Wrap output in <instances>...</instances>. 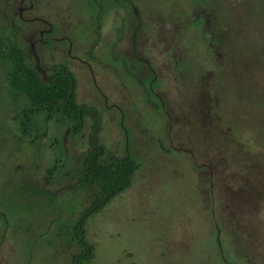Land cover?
<instances>
[{
    "label": "rangeland",
    "instance_id": "rangeland-1",
    "mask_svg": "<svg viewBox=\"0 0 264 264\" xmlns=\"http://www.w3.org/2000/svg\"><path fill=\"white\" fill-rule=\"evenodd\" d=\"M132 1L145 24L110 4L98 37L105 1L23 0L20 16L0 0V264H69L62 229L92 193L78 173L90 118L78 136L39 118L27 137L12 118L26 98L7 90L5 54H30V38L41 69L72 70L107 153L139 163L88 219L86 264H264V0Z\"/></svg>",
    "mask_w": 264,
    "mask_h": 264
},
{
    "label": "trees",
    "instance_id": "trees-1",
    "mask_svg": "<svg viewBox=\"0 0 264 264\" xmlns=\"http://www.w3.org/2000/svg\"><path fill=\"white\" fill-rule=\"evenodd\" d=\"M102 12L96 17L97 34ZM5 58L9 63L5 74L7 90L14 102L22 97L26 98V103L23 106L17 105L12 116L21 135H34L38 119L43 118L45 122L66 121L70 133L78 136L86 126V118H90L88 146L78 173L82 185L92 189V193L89 203L83 207L74 223L62 229L77 246V251L70 256L69 264H86L94 257L95 249L87 236L88 219L131 186L139 163L128 150L121 157H113L107 153L99 140L101 114L97 108L77 102V79L66 64L56 63L43 74L29 63L25 51L15 45L9 46ZM262 165L258 164L260 167ZM57 167L54 163L47 169V182L53 177Z\"/></svg>",
    "mask_w": 264,
    "mask_h": 264
},
{
    "label": "flooded vegetation",
    "instance_id": "flooded-vegetation-1",
    "mask_svg": "<svg viewBox=\"0 0 264 264\" xmlns=\"http://www.w3.org/2000/svg\"><path fill=\"white\" fill-rule=\"evenodd\" d=\"M101 1H105V6H103L102 8H101V10L102 11H104L106 8H108V5H118V4H120L121 5V7H124V8H126L127 9V11H128V8L129 7H131L132 9H131V13H129V11L128 12H126V16H127V18H129L131 21H132V23L134 24V26H138V27H142L144 24H145V21H146V15H145V11L143 12V11H140V9H139V7H138V5L136 4V3H133V1L132 0H101ZM22 2H23V0H19V7H18V11H19V15L21 16L22 15V13H21V10H22V8H23V5H22ZM117 2V3H116ZM106 12V11H105ZM104 12V13H105ZM102 18V17H101ZM142 18H143V20H142ZM101 20V19H100ZM145 20V21H144ZM205 23H206V20H205ZM101 26V25H100ZM99 30H100V27H99ZM44 32H46V33H44ZM95 32H96V28H95ZM53 33V28H52V26L50 25L49 26V28L48 29H46V30H44V29H40V30H38V35H39V39H38V41H40V43L42 44H44L46 47H47V45H46V42H47V40L48 39H44V35H47L46 37H49V35H51ZM98 37H100V34L98 35ZM117 40V39H116ZM29 48H30V51H29V53L30 54H28L27 52H25L26 54H27V60H29V58H32L33 57V59H34V66H36L37 67V69H39V71H41L43 74L45 73V72H47L49 69H51L52 68V66L51 67H49L46 71H44L45 70V68L44 69H41V66L39 65V58H38V55L35 53V51H34V45H33V40L30 38L29 39ZM52 42H53V40H52ZM113 42V40L111 41V43ZM23 50V49H22ZM24 51V50H23ZM60 63V62H59ZM63 63V62H62ZM65 64V63H64ZM67 65V64H66ZM54 176V175H53ZM53 179V177L49 180V182H51V180ZM45 181H46V178H45ZM46 183H47V181H46ZM79 183H81V181L79 182Z\"/></svg>",
    "mask_w": 264,
    "mask_h": 264
}]
</instances>
